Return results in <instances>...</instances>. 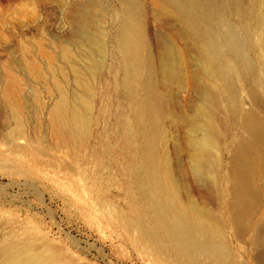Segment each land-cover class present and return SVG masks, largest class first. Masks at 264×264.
I'll return each instance as SVG.
<instances>
[{
	"label": "bare ground",
	"instance_id": "6f19581e",
	"mask_svg": "<svg viewBox=\"0 0 264 264\" xmlns=\"http://www.w3.org/2000/svg\"><path fill=\"white\" fill-rule=\"evenodd\" d=\"M119 1L115 41L133 119L123 117L120 141L102 150L124 149L127 193L137 207L129 226L179 264H241L228 238L248 232L253 241L264 232V0H152L166 22L155 45L143 0ZM87 17L78 14L89 55H104L107 44ZM173 83L199 96L191 113L174 102L167 88ZM83 104L69 114L63 97L51 113L60 129L72 125L83 133L89 122ZM171 119L181 122L173 143ZM226 157L228 171L221 173ZM0 253V264H49L31 245H7Z\"/></svg>",
	"mask_w": 264,
	"mask_h": 264
},
{
	"label": "rangeland",
	"instance_id": "374dc122",
	"mask_svg": "<svg viewBox=\"0 0 264 264\" xmlns=\"http://www.w3.org/2000/svg\"><path fill=\"white\" fill-rule=\"evenodd\" d=\"M142 9L155 45L166 22L152 0ZM80 13L107 44L104 55H89ZM122 16L119 0H0V250L31 245L49 264H179L129 226L137 207L127 193L124 149L102 150L120 141L122 118L133 119L115 41ZM167 88L184 111L200 102L177 83ZM63 97L69 114L82 102L89 109L80 135L52 117ZM171 122L173 143L181 122ZM227 162L220 161L221 173ZM252 236L228 239L241 264H264V232Z\"/></svg>",
	"mask_w": 264,
	"mask_h": 264
}]
</instances>
